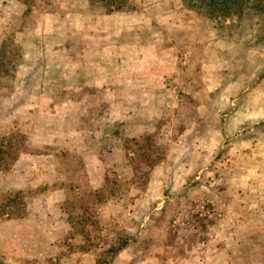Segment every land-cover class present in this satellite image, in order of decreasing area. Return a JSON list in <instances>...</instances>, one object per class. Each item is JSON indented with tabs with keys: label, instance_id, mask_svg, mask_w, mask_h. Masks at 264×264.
I'll list each match as a JSON object with an SVG mask.
<instances>
[{
	"label": "rangeland",
	"instance_id": "374dc122",
	"mask_svg": "<svg viewBox=\"0 0 264 264\" xmlns=\"http://www.w3.org/2000/svg\"><path fill=\"white\" fill-rule=\"evenodd\" d=\"M177 6L187 7L183 0H0V94L6 93L0 104L5 108L1 110L12 109L13 98V106L17 103L16 110L13 108L17 127L27 130L33 120L34 142L44 143L48 127H52L54 136L67 124L89 129L107 124L114 132H120L118 123L121 120H138L133 127L136 135L125 137L121 146L129 160L128 169L126 172L118 168L108 171L107 184L91 195L96 201L107 200L108 205L100 212L97 203H87L82 195L76 201L78 207L72 200L64 203L74 228L84 233L78 244L96 250L95 264H107L119 249L117 246L134 240L141 222L147 220L148 225H152V221L155 225L164 222L161 216L157 217L159 206L149 202L154 193L146 188V182L154 173L150 170L153 163L167 159L171 153L167 150L169 143L174 148L186 150L202 147L219 150L212 161L221 164V151L226 147L222 146L224 133L218 130V125L230 114L232 106L218 105L214 98L224 85L223 79L231 87L227 78H243L233 76L232 69L242 68L248 72L255 67L261 74V81L264 80L263 20L253 18L256 22L239 23L236 12L215 17L205 13L210 21L205 20L204 28L217 19L220 26L226 25L225 34L215 36L213 27L206 38H189L184 27H176L188 17L172 11ZM199 33L202 34V30ZM172 53L182 56L174 58ZM206 54L211 56H199ZM244 77L239 84L248 83V76ZM106 86L111 87L105 92ZM250 94L255 101L264 99V88L251 90ZM241 110L243 113L251 110L255 120L251 124L253 133L264 137V106ZM241 124L238 131L245 130ZM25 130L0 134V177L6 175L7 167L21 152L27 155L30 164L27 176L46 179V170L38 172L36 164L47 166L48 162L45 156L28 154L34 153L36 148L31 149L34 144ZM146 131L152 133L144 134ZM204 132L206 134L202 135ZM231 134L230 129L229 136ZM204 153H194V162L212 159L211 154ZM58 154V163L64 164L70 179L83 181L82 160L72 145ZM113 157L116 161L120 156L114 153ZM21 164L15 168L17 173L25 172ZM208 173L213 176V183L209 181L213 186L211 194L223 193L222 183L215 180L213 171ZM51 174L54 176L55 172ZM168 174V170H163L164 178ZM154 177L150 178V189L154 186ZM15 191L19 190L0 191V218L6 216L8 207L11 209L9 215L13 216L26 211V192L20 191V195L14 196ZM191 192L188 201L183 203L189 207L188 217L183 215L185 210H176L171 218L172 229L184 228L187 221L189 227L193 223L196 227H217L220 221L217 213L222 208L212 202L216 195L201 197L197 195L200 192ZM128 196L130 202L125 201L124 206L129 210V217L120 221L122 207H114L112 203L116 198L121 202ZM142 196L147 202H142ZM192 198L197 202L191 201ZM31 199L33 206L42 203L37 198ZM150 210L152 218L147 219ZM122 223L124 230L129 232L127 236L121 235ZM116 229L118 232L112 233ZM203 236L206 235L196 238L198 244ZM211 237L208 232V238ZM164 240L171 242L169 238ZM72 244L70 240L67 255L73 249ZM159 244V241L155 245L146 243L140 248L144 251L135 255L129 264H142L148 252L151 256L148 264H174L166 258L159 260ZM112 247L113 254L109 249ZM165 254L169 255L167 246ZM177 262L181 264L180 259Z\"/></svg>",
	"mask_w": 264,
	"mask_h": 264
},
{
	"label": "crops",
	"instance_id": "0c3cea01",
	"mask_svg": "<svg viewBox=\"0 0 264 264\" xmlns=\"http://www.w3.org/2000/svg\"><path fill=\"white\" fill-rule=\"evenodd\" d=\"M172 11H178L182 15L188 16L176 27H184L189 38H194V36L206 38L213 27L215 36L219 37L225 34L224 27L226 25L220 26L217 19H214L216 22L213 21L204 28L207 22L205 20L209 19L210 21V18L203 12L182 6L172 8ZM201 30L202 34L199 33ZM172 54H175L173 55L174 58H181L182 56V54L179 55L180 53ZM218 55H220L219 52ZM199 56L200 58H209L211 55ZM231 73L233 76L240 78L243 76V78L240 80L235 78L229 80L227 78V84L232 83L230 84L231 87H228L223 79L224 85L222 84L223 87L214 98L218 101V105L232 106L230 114L224 117L218 125V130L224 133V136L222 135V146L226 147L225 150L221 151V156H223L221 164L216 165L212 161L218 155L219 152L217 151L219 150L203 147L186 150L184 148H174L169 143L167 150H170L171 153L167 155L168 158L158 159L150 169L151 172H154H152L151 177H154V174L157 175L153 179V188H149L152 186L151 177L146 182V188L154 193V198L149 202H152L153 206H159L157 217L161 216L160 218L164 222L160 225H155V221H152V225H148L147 220L141 222L140 228H137L138 234L135 239L119 247L117 252L111 255L110 259L108 258L107 264H129L135 255L144 251V249L140 250L141 247L143 248L146 243L155 245L156 241L160 242L157 247H160L159 260H165L166 258L174 264L178 263L179 259L181 264H264V137L260 133L258 135L253 133L252 123L255 120L251 110L246 113L241 110V108L264 106L263 98L255 101L250 94L251 90L263 89L264 80L261 81V74L257 73L255 67L250 68L248 72L242 70V68L232 69ZM244 75L248 76V83L239 84L238 82L245 80ZM110 87L106 86L104 88L105 92ZM201 89L207 90L206 88ZM5 94H0V104L4 100ZM73 99V101H76L75 98ZM13 100L12 98V109L2 111L1 109L5 107L0 105V134L25 130L17 127V117L13 115L17 103L13 106ZM118 124H120V132L118 130L114 132L107 124L99 125L95 129H89L83 125L67 124L59 128L60 131L57 132L56 136L53 134L54 131H51L53 130L52 127H48L45 130L47 137L44 143L38 144L32 139L34 131L33 120H31L29 128L25 131L28 139H32L31 141L34 144L31 149L36 148L37 151L28 154L37 157L45 156L43 158L47 160L48 165L39 164L38 162L36 165L38 172H41L44 168L47 175L46 179L39 178L37 175H32L29 178L26 169L31 170V168L29 167L30 164L27 163V155L23 156L20 152L12 161V164L7 167L6 175L0 177V191L3 189L7 192L9 190L26 192V211L22 215H10L0 218V264L96 263L98 257L96 250L91 247L87 249L78 244L84 233L80 230L76 231L71 220L70 211L64 207V203L70 200L76 203L82 195L87 203L91 201L97 203L100 212L103 207L108 205L107 200L93 201L94 199L88 194L100 191L107 184L106 174L108 171L118 168L126 172L128 169L129 160L125 156L126 151L121 146L125 137L136 135L133 127L137 126L138 120H121ZM240 124L245 126V130H237ZM230 129L232 131L231 136H229ZM143 130L146 129L141 131ZM150 133L152 132L146 131L144 134ZM93 134L95 138H93ZM205 134L204 132L202 135ZM226 136H229L227 141ZM173 138L174 136L170 134V140H173ZM58 140L60 141L59 144H57ZM167 140L170 142L168 138ZM118 143H121V145H118ZM69 145H72L78 158L82 160L83 181L80 178L70 179L71 176L66 172L64 164L58 163L60 161L58 151L69 149ZM118 146L120 147L118 148ZM172 152H174L173 156H171ZM204 152L211 154L212 159L195 160L194 162L193 154L197 155ZM114 153L120 156L119 160L114 161ZM225 155L226 157H224ZM20 161L23 165L19 163ZM167 161L168 164H166ZM20 164L23 169L25 167L24 173H17L15 170ZM163 170L169 171L168 176L165 178L162 176ZM51 171L55 172L54 176H52ZM209 171H213V175L216 176V178L214 176L215 180L222 183L223 193L211 194L213 187L211 179H213V176L209 175ZM194 190L200 192L197 195L201 197L209 194L210 196L207 197L212 198L216 195L215 200L212 202H216L222 208L221 212L217 213V218L220 221L217 227L212 229L208 225L206 227L202 225L196 227L195 223L189 227L187 221V224L184 223L186 225L184 228L176 231L172 229L171 218L179 209L185 210L183 215L188 217L189 207L183 206V203L188 201V196ZM161 193L165 195L162 197L160 196ZM31 198H37L42 203L38 204V207L33 206ZM141 198L142 202H147L145 196ZM114 200L116 202L112 203V206L121 205L120 221H124L125 218L129 217L127 214L129 210H126V205L124 206V204H127L129 196L121 199L123 200L121 202H118L119 199L117 198ZM191 201L197 202L193 198ZM74 205L75 207L79 206L77 203ZM112 213H114V210ZM152 213L153 211H148L147 219L152 218ZM190 216H192L191 213ZM100 217H102L101 214ZM138 217L140 220L142 219V215ZM192 217L194 218L195 214ZM121 226L123 228L120 231L121 235L127 236L126 234H129V232L124 230L123 223ZM85 229L89 231L87 228ZM117 230L112 233L115 234L118 232ZM151 232L152 234H150ZM208 232L211 234L212 239L208 238ZM85 234H88V232H85ZM203 234L206 236L200 237L199 240L202 241L198 244L196 238ZM150 235L153 237L152 241ZM164 238H169L171 242L166 243ZM70 240L74 244H72L73 249L67 255ZM166 246L169 255L165 254ZM150 258V252H148L142 264H148Z\"/></svg>",
	"mask_w": 264,
	"mask_h": 264
},
{
	"label": "trees",
	"instance_id": "16d2710c",
	"mask_svg": "<svg viewBox=\"0 0 264 264\" xmlns=\"http://www.w3.org/2000/svg\"><path fill=\"white\" fill-rule=\"evenodd\" d=\"M187 7L202 11L209 17L226 16L230 13L237 14V20L239 23L253 20V18H259L264 21V0H183ZM252 22H256L253 20ZM264 39V33L262 35ZM90 192L88 195L91 196ZM20 195V191H15L14 196ZM98 199V198H97ZM95 200V199H94ZM11 209L8 207L6 216H10ZM124 243L117 246L118 248L123 246ZM114 247L109 248L112 254L114 253Z\"/></svg>",
	"mask_w": 264,
	"mask_h": 264
}]
</instances>
